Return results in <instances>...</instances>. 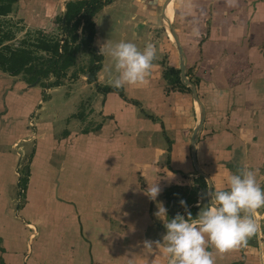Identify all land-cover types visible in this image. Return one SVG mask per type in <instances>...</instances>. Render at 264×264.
<instances>
[{"label": "rangeland", "instance_id": "obj_1", "mask_svg": "<svg viewBox=\"0 0 264 264\" xmlns=\"http://www.w3.org/2000/svg\"><path fill=\"white\" fill-rule=\"evenodd\" d=\"M67 1L14 0L10 12L0 15V50L24 46L36 56L47 57L48 53L36 47V40L41 35L61 37ZM134 1L124 16L140 14L137 5L150 0ZM167 2L159 0L164 7ZM113 8L103 18L115 17ZM161 25H148L142 32L158 47L163 42L158 41L164 33ZM102 28L108 29L104 22ZM101 40L93 38L97 51ZM74 57L58 86L49 85L53 76L29 82L25 71L0 69V264H93L94 259L96 264H167L162 251L153 254L144 247L152 237L148 227L162 231L160 238L164 231L163 222L154 215L161 203L159 196L149 199L144 194L146 179L137 176L145 160L139 170L133 161L134 147L146 146V139L94 138L89 134L104 126V115L99 114L93 98L98 82L86 78L90 62L86 48L80 46ZM159 59L163 73L168 72L171 65L166 58ZM184 70L187 78H193ZM119 162L123 164L122 178L115 170ZM158 168L155 166L152 177L161 178ZM197 183L187 185L186 195L176 183L164 189L169 218L185 210L178 195L188 207L196 200L194 188L205 192L207 184ZM92 239H99L100 247L93 244L98 246L100 258L88 256L94 246Z\"/></svg>", "mask_w": 264, "mask_h": 264}, {"label": "crops", "instance_id": "obj_2", "mask_svg": "<svg viewBox=\"0 0 264 264\" xmlns=\"http://www.w3.org/2000/svg\"><path fill=\"white\" fill-rule=\"evenodd\" d=\"M130 1L135 2L113 0L95 14L98 18H94V38L100 37L103 43L132 41L142 48L146 42H151L150 36L147 38L142 33L145 27L162 24L165 34H160L158 41L163 42L158 47L152 40L157 58L146 83L125 86L121 88V95L115 91L103 94L93 89L94 104L99 106V114L104 115V126L89 134L94 138L146 139V146L134 147L133 161L138 164L137 170L145 160L144 169L137 176L146 179L148 185L160 181L162 193L160 191L158 200L165 207L167 198L164 199L163 191L167 186L176 183L186 195L187 185L198 186L200 179L197 178L202 177L207 187L214 190L225 187L228 173L241 167L259 169L258 180L264 188L261 170L264 168V0H168L170 18L166 15L168 9L163 13L159 0L137 5L140 14L124 16ZM111 7H114L115 17L103 18ZM103 22L108 29L102 28ZM159 58H166L171 65L168 69H179L182 61L191 77H198L195 91L187 84L190 91L168 81ZM108 64V58L102 55V66L96 74L102 86L107 85L105 67ZM201 117L202 124L192 146L191 137ZM143 154L147 158H140ZM226 162H231L234 169L227 167ZM157 165L161 178L151 176ZM115 170H119L122 178V162L115 165ZM190 189L188 187V191ZM194 189L196 200L187 209L191 207L196 214L198 201L202 202L200 205L204 202V193L200 187ZM178 198L183 199L179 195ZM253 215L260 225L257 235L245 246L222 255L213 253L215 264H264V239H261L264 237V207L255 210ZM147 230L152 241L158 240L162 232L150 227ZM98 240L90 242L100 247ZM93 245L88 256L100 258L98 246ZM155 248L150 250L153 254L157 249L162 251L159 246ZM94 260L92 263L96 264Z\"/></svg>", "mask_w": 264, "mask_h": 264}, {"label": "clouds", "instance_id": "obj_3", "mask_svg": "<svg viewBox=\"0 0 264 264\" xmlns=\"http://www.w3.org/2000/svg\"><path fill=\"white\" fill-rule=\"evenodd\" d=\"M98 54L106 56L105 82L114 89L147 82L157 58V48L146 42L142 48L132 41L104 42ZM259 169L241 167L229 172L225 187H206L195 216L185 209L171 218L162 203L154 215L163 222L164 232L156 241H145L149 250L159 246L167 264H215L216 255L245 246L260 229L253 213L264 207V188L258 180ZM155 180L144 194L155 200L161 189Z\"/></svg>", "mask_w": 264, "mask_h": 264}, {"label": "trees", "instance_id": "obj_4", "mask_svg": "<svg viewBox=\"0 0 264 264\" xmlns=\"http://www.w3.org/2000/svg\"><path fill=\"white\" fill-rule=\"evenodd\" d=\"M13 1L14 0H0L1 16L10 12ZM112 1L113 0L67 1L61 25V37L57 39L41 35L36 40V47L48 53V56L45 58L36 56L24 46L15 49L5 46L2 48L3 50H0V69L11 73H17L20 70L25 71L28 75L27 80L29 82H35L41 77L53 76L54 81L49 83V85L58 86L61 83L62 77L65 75L66 68L74 63V52L81 46V48H86L90 55L88 70L85 72L86 78L88 82H95L97 71L101 66L102 55L98 54V51L93 46V38L95 35L93 17L104 5ZM79 28L81 34H78ZM163 75L168 81L180 84L178 88L190 91L188 87L181 83L179 69L170 68L168 72H164ZM189 80L193 84L198 83V77L196 76ZM96 90L103 94L111 91L118 92L120 95L122 94V89H114L107 85L101 86L96 84ZM226 166L232 170L234 169L231 162H226ZM199 178L205 187L206 182L202 177ZM188 210L195 216L194 209L189 208Z\"/></svg>", "mask_w": 264, "mask_h": 264}, {"label": "water", "instance_id": "obj_5", "mask_svg": "<svg viewBox=\"0 0 264 264\" xmlns=\"http://www.w3.org/2000/svg\"><path fill=\"white\" fill-rule=\"evenodd\" d=\"M163 8H164V6H163ZM179 72H180L179 74H180L181 81L184 84H187V85L191 86V89L194 92L195 91V85L192 82H190L189 79L186 77L185 71H184V65H183L182 61L179 64ZM202 120H203V118L201 117L199 119L198 123H197V126L194 129V134L191 137V144H192V146L194 145L195 133L200 129L201 124H202Z\"/></svg>", "mask_w": 264, "mask_h": 264}, {"label": "bare ground", "instance_id": "obj_6", "mask_svg": "<svg viewBox=\"0 0 264 264\" xmlns=\"http://www.w3.org/2000/svg\"><path fill=\"white\" fill-rule=\"evenodd\" d=\"M167 9H168V11H167V14L166 15H167V17L170 18L172 13H171V7H170V5L168 6V2L166 3V5H165V7L163 9V13L166 12ZM166 28H168V27H166Z\"/></svg>", "mask_w": 264, "mask_h": 264}]
</instances>
